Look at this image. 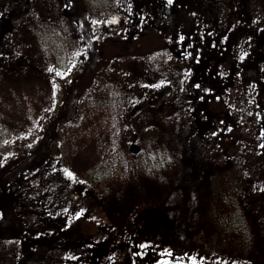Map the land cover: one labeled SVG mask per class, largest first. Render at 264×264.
I'll use <instances>...</instances> for the list:
<instances>
[{
	"label": "rangeland",
	"instance_id": "obj_1",
	"mask_svg": "<svg viewBox=\"0 0 264 264\" xmlns=\"http://www.w3.org/2000/svg\"><path fill=\"white\" fill-rule=\"evenodd\" d=\"M77 2L0 0V158L44 141L72 69L96 64L114 27L134 43L125 51L159 48L98 71L60 127L61 149L40 144L10 179L0 264H156L168 250L194 264H264V0ZM148 29L164 48L141 38ZM162 88L171 96L151 101Z\"/></svg>",
	"mask_w": 264,
	"mask_h": 264
},
{
	"label": "trees",
	"instance_id": "obj_2",
	"mask_svg": "<svg viewBox=\"0 0 264 264\" xmlns=\"http://www.w3.org/2000/svg\"><path fill=\"white\" fill-rule=\"evenodd\" d=\"M82 0H78V4H81ZM84 3V0H83ZM113 27V26H112ZM114 31H110V33H108L105 37V40H103V42H101L99 44V47L101 48V51L103 52V56L101 58H99L96 64H93L92 66L90 65L89 67L86 64H79L77 65L75 68H73L70 73V76L68 77L69 79H71L72 81V86H71V91L72 93L66 95V97L63 95L62 100H63V106L61 108V111L59 113V117L53 118L54 122L51 124H47L44 127L43 130V134H44V141L42 143H40L39 141H32L34 148L30 151V152H23V150L20 151H9L6 155H3L0 158V208H3V204L5 202V197L7 195V187H8V183L10 182V179L13 178V176L16 174V172L18 170H20L21 168L25 167L28 163L30 164L31 161L34 160L35 157L42 155L44 153L42 149H44L40 144L43 145H49V149L53 150L55 147L60 148L61 146H59V142H60V137H61V133H60V127L66 124H69L71 122L76 121V114L78 115V111L82 102V99L84 98V96L86 95V93L91 90V88L94 86L96 79H97V72H101L104 71L106 69V66L108 65L109 62H111L114 59H118V58H122L125 57L127 55L130 56H146L148 54H153V52H156L158 50V46H155L154 43H152L150 45V47L148 48H143L142 47H137L132 53L125 51L121 44H130L133 45L134 43L128 42L129 40H127L125 37L120 38L119 40L117 39V32L115 30V27L113 28ZM122 31V29H119ZM147 35H145L144 37L141 38H149L148 40H146V43L151 40L152 42L157 41L159 43V45H162V48H164L166 46L165 41L161 39L155 34V32L152 29H148L147 30ZM137 40V39H136ZM141 39H138L136 42H141ZM135 45H137L135 43ZM164 45V46H163ZM136 47V46H135ZM158 47V48H157ZM161 48V47H160ZM69 79H66L69 80ZM68 82H65L64 80H60V82L57 83V86L61 89V94H64L66 92L67 89V84ZM71 83V82H69ZM55 117V116H54ZM52 120V121H53ZM36 137V135L30 136L31 139H34ZM53 141V142H52ZM58 141V143H57ZM53 145L50 147V144ZM28 164V165H29ZM69 179H71V177L63 171V173L61 172V174L58 175L57 177V183L60 186H64L63 188H65L66 193H67V189H69V192H72V189H70L69 187H67V182L69 183ZM72 183H70L71 185ZM26 191V187H22L21 191ZM23 193V192H22ZM76 198L75 196H77L75 193H73L71 195V197ZM14 196H18L20 197L19 193L15 194ZM24 196V193H23ZM73 198V199H74ZM19 199V198H18ZM16 208V207H15ZM85 208L86 209H90V213L92 216H101L103 217L104 214L101 210H99V208L97 206H94L90 204H86L83 205L81 204V209ZM83 219L85 218H77L76 220L77 223L81 226L80 229L82 228V224H83ZM25 224L33 229H37L38 224L36 223V220L34 219V217L29 216L27 218V220L25 221ZM53 227H57L59 228V230L61 231V233L65 236V237H70L73 233H71L73 230L71 227H73L72 224H61V223H55V225ZM83 229V228H82ZM81 229V231H82ZM6 236V234L3 235V237ZM167 259H184L182 258L179 254L171 252V251H167L166 256L163 259H160L158 261H156L155 263L158 264L164 260Z\"/></svg>",
	"mask_w": 264,
	"mask_h": 264
},
{
	"label": "water",
	"instance_id": "obj_3",
	"mask_svg": "<svg viewBox=\"0 0 264 264\" xmlns=\"http://www.w3.org/2000/svg\"><path fill=\"white\" fill-rule=\"evenodd\" d=\"M172 94V90L170 88H162L158 90L155 94L156 100L159 98H169ZM159 264H194L186 260H181V259H167Z\"/></svg>",
	"mask_w": 264,
	"mask_h": 264
},
{
	"label": "flooded vegetation",
	"instance_id": "obj_4",
	"mask_svg": "<svg viewBox=\"0 0 264 264\" xmlns=\"http://www.w3.org/2000/svg\"><path fill=\"white\" fill-rule=\"evenodd\" d=\"M158 91V90H157ZM156 91V92H157ZM156 100V97H155V95H154V97L151 99V101H155Z\"/></svg>",
	"mask_w": 264,
	"mask_h": 264
},
{
	"label": "snow or ice",
	"instance_id": "obj_5",
	"mask_svg": "<svg viewBox=\"0 0 264 264\" xmlns=\"http://www.w3.org/2000/svg\"><path fill=\"white\" fill-rule=\"evenodd\" d=\"M169 2H171V0H169ZM59 74V73H58ZM69 176H71V173L68 174Z\"/></svg>",
	"mask_w": 264,
	"mask_h": 264
}]
</instances>
